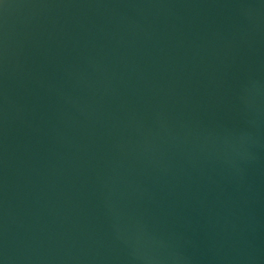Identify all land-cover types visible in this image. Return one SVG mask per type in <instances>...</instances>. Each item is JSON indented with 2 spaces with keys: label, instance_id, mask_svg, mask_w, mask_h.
<instances>
[{
  "label": "water",
  "instance_id": "water-1",
  "mask_svg": "<svg viewBox=\"0 0 264 264\" xmlns=\"http://www.w3.org/2000/svg\"><path fill=\"white\" fill-rule=\"evenodd\" d=\"M0 264H264V0H0Z\"/></svg>",
  "mask_w": 264,
  "mask_h": 264
}]
</instances>
